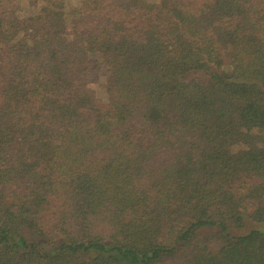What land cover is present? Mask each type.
<instances>
[{"label":"trees","instance_id":"obj_1","mask_svg":"<svg viewBox=\"0 0 264 264\" xmlns=\"http://www.w3.org/2000/svg\"><path fill=\"white\" fill-rule=\"evenodd\" d=\"M69 1L0 0V264H264V0Z\"/></svg>","mask_w":264,"mask_h":264},{"label":"rangeland","instance_id":"obj_2","mask_svg":"<svg viewBox=\"0 0 264 264\" xmlns=\"http://www.w3.org/2000/svg\"><path fill=\"white\" fill-rule=\"evenodd\" d=\"M76 2V0H70L69 3L70 4H74ZM100 86L97 87V91L99 92L100 91ZM253 228H256V229H260L262 232H264V224H252Z\"/></svg>","mask_w":264,"mask_h":264}]
</instances>
